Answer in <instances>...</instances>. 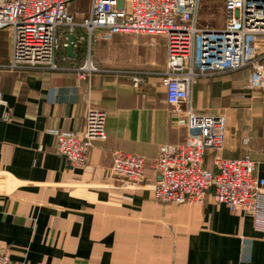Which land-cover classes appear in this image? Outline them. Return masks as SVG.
<instances>
[{
  "label": "crops",
  "instance_id": "obj_1",
  "mask_svg": "<svg viewBox=\"0 0 264 264\" xmlns=\"http://www.w3.org/2000/svg\"><path fill=\"white\" fill-rule=\"evenodd\" d=\"M2 31L0 90L12 118H0V247L14 261L264 264V230L255 228L252 215L215 203L211 192L199 203L154 197L161 176L153 160L161 146L189 138L186 111L168 103L162 83L165 36L117 33L110 49L96 42L99 69L80 80L81 43L73 56L61 48L58 69L12 68L10 30ZM249 75L242 68L199 76L192 104L228 121L224 148L208 150L206 166L216 171L219 157L249 155L264 177V96L247 88ZM90 108L106 111L108 138L93 142L85 166H72L57 152L51 130L83 135ZM117 150L145 157L143 180L111 172Z\"/></svg>",
  "mask_w": 264,
  "mask_h": 264
},
{
  "label": "built area",
  "instance_id": "obj_2",
  "mask_svg": "<svg viewBox=\"0 0 264 264\" xmlns=\"http://www.w3.org/2000/svg\"><path fill=\"white\" fill-rule=\"evenodd\" d=\"M75 0H0V32L10 30V66L18 68H60L58 55L70 40L61 41L63 30L77 37L74 47L85 42L86 56L76 66L77 77L88 80L99 69L95 59L96 42L114 34L163 35L167 40V63L162 76L168 103L184 107L189 138L183 143H165L153 160L161 179L154 197L165 203L184 204L204 201L211 192L215 203L230 210H242L254 219L257 230H264V177L257 176V162L251 156L219 157L217 170L205 163L207 151L224 148L228 133L225 114L205 113L192 104V91L201 75H216L251 66L248 87L264 96V63L255 48L264 39V0H222L225 21L219 27L200 22L204 0H90L87 11H69ZM78 28L83 33L78 36ZM142 82L136 77L134 85ZM7 101L0 90V118L10 120L4 110ZM107 113L90 108L84 134L52 129L56 150L72 166H85L93 142L107 140ZM2 145L0 144V151ZM111 172L141 181L145 177L144 156L117 150ZM0 264L14 261L8 248L0 247Z\"/></svg>",
  "mask_w": 264,
  "mask_h": 264
},
{
  "label": "rangeland",
  "instance_id": "obj_3",
  "mask_svg": "<svg viewBox=\"0 0 264 264\" xmlns=\"http://www.w3.org/2000/svg\"><path fill=\"white\" fill-rule=\"evenodd\" d=\"M89 5H90V0H75L69 4V11L70 12L87 11L89 8ZM224 21H225V14H224L223 1L222 0H204L202 7H201V13H200L201 24L207 27H219L224 23ZM2 32L4 31L0 32V39L2 38ZM8 33L7 35L9 37ZM113 38L114 36L108 40H104L100 38L99 45H101L104 48L110 49L112 46V43L110 42L112 41ZM262 42H264V39H262ZM95 51H96V48H95ZM254 52H255V56L256 55L259 56L260 60L264 63V44L257 43ZM245 68H248V70L250 71V75H251V73L253 72V68L251 66H247ZM248 83H249V79L246 83V86L248 89H251L248 87ZM251 90H254V89H251ZM255 91H259L262 95V89L261 90L255 89Z\"/></svg>",
  "mask_w": 264,
  "mask_h": 264
},
{
  "label": "trees",
  "instance_id": "obj_4",
  "mask_svg": "<svg viewBox=\"0 0 264 264\" xmlns=\"http://www.w3.org/2000/svg\"><path fill=\"white\" fill-rule=\"evenodd\" d=\"M83 33V30L81 29V28H78L77 29V31H76V34L78 35V36H80L81 34ZM61 41L63 42V41H65V40H70L69 39V33H68V31L67 30H63V33H62V35H61ZM100 40V39H99ZM98 40V41H99ZM97 41V42H98ZM97 45V44H96ZM95 45V46H96ZM85 50V42H82L81 43V45H80V51H84ZM65 54H67L66 52H65ZM83 56L82 55H79V57L78 58H82Z\"/></svg>",
  "mask_w": 264,
  "mask_h": 264
},
{
  "label": "water",
  "instance_id": "obj_5",
  "mask_svg": "<svg viewBox=\"0 0 264 264\" xmlns=\"http://www.w3.org/2000/svg\"><path fill=\"white\" fill-rule=\"evenodd\" d=\"M69 39H70L71 44L68 46V54L70 56H73L74 55V43L76 42L77 37L74 34H70Z\"/></svg>",
  "mask_w": 264,
  "mask_h": 264
}]
</instances>
